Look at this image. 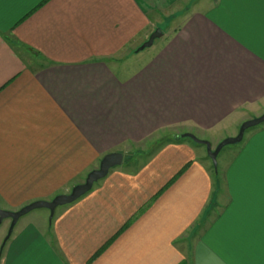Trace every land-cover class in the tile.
<instances>
[{"label":"crops","instance_id":"obj_1","mask_svg":"<svg viewBox=\"0 0 264 264\" xmlns=\"http://www.w3.org/2000/svg\"><path fill=\"white\" fill-rule=\"evenodd\" d=\"M262 114L264 0H0L2 209L52 201L105 155L181 135L52 220L39 209L6 242L1 230L0 264H264V124L219 171L182 137L216 148Z\"/></svg>","mask_w":264,"mask_h":264},{"label":"water","instance_id":"obj_2","mask_svg":"<svg viewBox=\"0 0 264 264\" xmlns=\"http://www.w3.org/2000/svg\"><path fill=\"white\" fill-rule=\"evenodd\" d=\"M162 36V32L160 30L155 31L149 37L148 41L142 44L138 49L137 52L144 51L146 48H150L154 41ZM264 124V114L261 116L250 119L245 121L239 130V133L235 137H230L223 140L221 143L217 145L216 148L212 146V144L207 140H202L198 138L196 135L192 133H185L182 135L183 138H189L197 144L204 145L207 148L208 156L212 159L215 165H217V158L222 151V149L228 145H234L242 142L246 132L250 129H253L257 126ZM124 155L119 152H113L105 155L100 163V166L91 171L85 181L79 185L73 187L70 193L62 194L56 196L52 201H38L29 205H26L19 211H7L0 207V224L6 220L11 219L12 223L8 231V235L5 239V242L11 237L15 226L17 225L18 221L26 216L27 214L31 213L32 211L39 210V209H46L50 212V218L53 219L57 208L70 205L87 193H89L94 185L98 183L100 180L104 179L110 172L111 169L120 166L123 163Z\"/></svg>","mask_w":264,"mask_h":264},{"label":"rangeland","instance_id":"obj_3","mask_svg":"<svg viewBox=\"0 0 264 264\" xmlns=\"http://www.w3.org/2000/svg\"><path fill=\"white\" fill-rule=\"evenodd\" d=\"M159 40H160L159 38L156 39V41H155L156 44L154 46H152L151 48H146L144 51H142L140 53V55L146 56L151 51L156 49ZM257 127H261V125L257 126ZM257 127H255V129ZM252 130L248 131L247 133L251 132ZM175 132L172 131V130L171 131L160 132L158 134L153 135L151 138H149L148 140L142 142L138 146L136 145L133 150H131L130 152H127V153L124 154L125 163H128V162H130L132 160L135 161L136 164L139 163V162L145 161L150 156V154L154 153L162 144H164L166 142H171L172 140H174L173 139L174 136H178V135L174 134ZM178 137L181 138V135H179ZM227 138H230V137H226L225 139H227ZM202 140H205V139H202ZM190 141H192V140H190ZM238 144L228 145V146L224 147L222 149L223 151L220 152V155L217 158V165H215L214 162L212 161V159L210 158L211 163H212V169L214 168L215 171H216V169H218V171H219V169H221V162H223L222 161L223 158L226 157V154H227L226 152L229 151L230 149H232L233 147H235ZM201 147L206 149L205 146H201ZM221 179H222V177L219 178V182H220ZM11 223H12L11 219L4 220L3 223L0 225V231L1 230L6 231L7 234H8V231H9V228L11 226Z\"/></svg>","mask_w":264,"mask_h":264},{"label":"trees","instance_id":"obj_4","mask_svg":"<svg viewBox=\"0 0 264 264\" xmlns=\"http://www.w3.org/2000/svg\"><path fill=\"white\" fill-rule=\"evenodd\" d=\"M150 204V203H149ZM149 204H147L139 213H138V215L140 214V213H142L146 208H148V206H149Z\"/></svg>","mask_w":264,"mask_h":264}]
</instances>
